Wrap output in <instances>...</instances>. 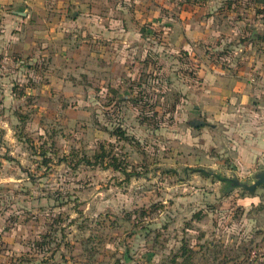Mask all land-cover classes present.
<instances>
[{"label": "rangeland", "instance_id": "1", "mask_svg": "<svg viewBox=\"0 0 264 264\" xmlns=\"http://www.w3.org/2000/svg\"><path fill=\"white\" fill-rule=\"evenodd\" d=\"M257 10L2 2L0 264H171L182 245L194 264H264V186L220 180L264 169L237 150L264 120Z\"/></svg>", "mask_w": 264, "mask_h": 264}, {"label": "trees", "instance_id": "2", "mask_svg": "<svg viewBox=\"0 0 264 264\" xmlns=\"http://www.w3.org/2000/svg\"><path fill=\"white\" fill-rule=\"evenodd\" d=\"M258 11V10H257ZM260 14H263L264 15V11H258ZM123 101H126V99L124 98H121ZM143 98H140V97H134L132 98L131 100L129 101H133V102H139V103H142V100ZM139 103H136L139 104ZM151 119L150 116H144V118L142 119V124L146 123L147 121H149ZM160 127V124L158 125H155L154 128L155 129H158ZM114 134L115 135H120L122 139L124 140H129L128 136L126 135V132L122 129V127H116L114 129ZM95 159L97 162H100L102 160H105V155L102 154V155H99V154H96L95 155ZM112 159L116 161V157L115 156H112ZM50 160V159H49ZM84 161L86 162V164H91V161L89 158L87 157H84ZM46 162H48V160H46ZM50 162V161H49ZM115 164V162H114ZM202 174L204 176H209L210 173L207 172V171H204V170H201ZM218 178V176H217ZM221 178V177H219ZM221 181H232L230 179H227V178H221L220 179ZM232 186L234 187V184H232ZM232 187V188H233ZM142 214H145L144 211L141 212ZM198 217V216H197ZM127 258H128V255L126 254ZM194 253L193 251L187 246V245H182V248L179 250V252L177 254H175L172 258H170V263L171 264H194Z\"/></svg>", "mask_w": 264, "mask_h": 264}, {"label": "crops", "instance_id": "3", "mask_svg": "<svg viewBox=\"0 0 264 264\" xmlns=\"http://www.w3.org/2000/svg\"><path fill=\"white\" fill-rule=\"evenodd\" d=\"M4 1L5 0H0V4H2V2ZM32 2L33 0H25V3H32ZM17 14L22 18L27 15L26 13L20 12V11L17 12ZM260 113L261 112H259V114L256 115L257 116L256 118H259V119L264 118V116L261 117ZM261 125L262 126L258 127V130H256L255 134L257 135H255V137L249 139V138H246L247 136L246 135L244 139L240 142L237 150H238V154L242 158L248 160L250 158L254 159V157H256L257 159H259L260 157H264V133H263L264 132V120L262 121Z\"/></svg>", "mask_w": 264, "mask_h": 264}, {"label": "water", "instance_id": "4", "mask_svg": "<svg viewBox=\"0 0 264 264\" xmlns=\"http://www.w3.org/2000/svg\"><path fill=\"white\" fill-rule=\"evenodd\" d=\"M24 15V14H22ZM253 178H254V181L252 184H247V183H244V182H241L240 180L238 179H233V184L234 186L236 187H240L248 192H253L257 187L263 185L264 186V169L256 172L254 175H253Z\"/></svg>", "mask_w": 264, "mask_h": 264}, {"label": "flooded vegetation", "instance_id": "5", "mask_svg": "<svg viewBox=\"0 0 264 264\" xmlns=\"http://www.w3.org/2000/svg\"><path fill=\"white\" fill-rule=\"evenodd\" d=\"M231 180V179H230ZM230 186L229 187H233L232 184H233V181H226Z\"/></svg>", "mask_w": 264, "mask_h": 264}]
</instances>
